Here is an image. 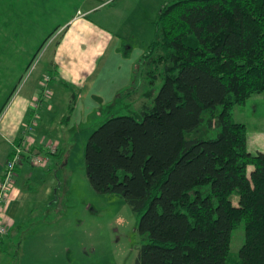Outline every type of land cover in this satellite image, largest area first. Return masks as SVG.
Instances as JSON below:
<instances>
[{"label":"trees","instance_id":"obj_1","mask_svg":"<svg viewBox=\"0 0 264 264\" xmlns=\"http://www.w3.org/2000/svg\"><path fill=\"white\" fill-rule=\"evenodd\" d=\"M156 25L143 65H164V85L142 120L110 118L92 134L89 181L140 215L138 264H227L243 223L242 264H264V153L233 119L264 94V0H177ZM204 126L216 137H194Z\"/></svg>","mask_w":264,"mask_h":264},{"label":"rangeland","instance_id":"obj_2","mask_svg":"<svg viewBox=\"0 0 264 264\" xmlns=\"http://www.w3.org/2000/svg\"><path fill=\"white\" fill-rule=\"evenodd\" d=\"M175 1L112 0L104 10L109 14L106 25L122 38L116 42V49L113 47L119 56L112 68L96 77L97 81L108 80L109 88L103 89V96H96L91 94L94 85L90 84L66 125L61 124L64 113L56 110L54 129L47 142L60 143L62 163L54 161L49 171L33 169L43 187H32L33 195L18 215L11 246L0 252V264H138L146 243L138 231L140 215L132 211L124 198L102 195L93 189L86 172L85 153L90 137L107 120L119 116L142 120L144 107L154 104L165 82V67L153 62L151 66L143 65V60L157 40L156 23L163 8ZM5 21H11V0H0V23ZM3 26L0 25L1 36L9 29ZM53 41L24 69L21 79L20 73L17 75L15 83L11 82V44L2 45L10 57L0 61V121L11 111L14 98L34 85ZM115 88L121 90L119 98L109 102L108 96L113 95ZM51 92L48 100L53 96L52 89ZM233 114L235 122L247 126L248 140L259 134L257 140L262 145L264 94L253 95L245 105L236 106ZM66 127L75 133H61V128ZM216 135V131L204 126L194 137L211 139ZM244 244L243 223L233 232L227 264H242L240 251Z\"/></svg>","mask_w":264,"mask_h":264},{"label":"crops","instance_id":"obj_3","mask_svg":"<svg viewBox=\"0 0 264 264\" xmlns=\"http://www.w3.org/2000/svg\"><path fill=\"white\" fill-rule=\"evenodd\" d=\"M111 3L112 0H11V21L0 23L5 25L3 28L10 29L3 36L0 33V61L10 57V52H6L2 45L11 44V82L15 83L18 76L21 79L24 69L43 47L54 41L34 85L25 94L14 98L11 111L0 121V183L13 145L20 142L24 126L30 123L34 115L33 105L42 96V83L46 77H51L53 96L50 100L41 101L35 132L38 142L48 141V135L54 129L56 110L64 113L62 126L69 123L65 117L74 94L77 95L76 106L84 100V93L90 84L94 85L91 94L96 96H103V89L109 88L108 80L97 81L96 77L103 71H110L114 59L119 56L113 52V47L116 49V42L122 38L106 25L109 14L104 10ZM15 67L18 70L14 72ZM120 91L115 88L108 101L117 100ZM127 99L132 97L128 96ZM61 133L69 136L75 131L66 127L61 128ZM258 135L248 141L251 153H264V143L260 145ZM58 144L59 152L55 159L51 158L49 166L42 170L49 171L56 160L61 165L63 152ZM33 169L26 161L18 170L16 186L4 216L8 234L0 239V252H5L11 246V235L15 231L18 215L33 195L32 187H43L40 176H36Z\"/></svg>","mask_w":264,"mask_h":264},{"label":"built area","instance_id":"obj_4","mask_svg":"<svg viewBox=\"0 0 264 264\" xmlns=\"http://www.w3.org/2000/svg\"><path fill=\"white\" fill-rule=\"evenodd\" d=\"M50 82V76L46 77L43 81L41 96L43 100L40 97L34 103V115L30 123L24 126L20 142L13 145L12 154L6 164L4 178L0 183V239L8 234L4 216L11 202V194L16 186L18 170L24 166L26 161H29L33 168L46 169L51 161V156H55L59 152L58 142H38L35 136L39 120V110L42 105L41 101L47 100L52 94Z\"/></svg>","mask_w":264,"mask_h":264}]
</instances>
